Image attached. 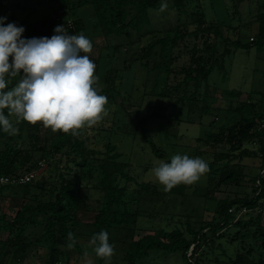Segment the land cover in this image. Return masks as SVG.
Returning <instances> with one entry per match:
<instances>
[{
	"label": "trees",
	"instance_id": "16d2710c",
	"mask_svg": "<svg viewBox=\"0 0 264 264\" xmlns=\"http://www.w3.org/2000/svg\"><path fill=\"white\" fill-rule=\"evenodd\" d=\"M50 1L54 3L55 12L63 9L65 15L73 19L77 35L83 34L92 42L93 33H99L107 40L111 36H130L132 30L140 32L143 25L151 20L149 11L159 8L163 0ZM188 1L169 0L179 18L175 26L142 32L139 38L126 44L120 41L108 44L105 49L99 48L96 58L90 57L102 83V87H95L99 89V94L108 98L105 105L107 115L96 125L84 127L73 136L59 131L53 133L40 122L35 125L25 121L17 123L16 117L12 116L10 119L19 129L18 133L9 135L0 129V177H15L36 171V175L26 183L0 185V196L9 197L16 206L12 217L6 212L0 213V264H23L29 257L37 256L41 248L45 249V264L68 262L73 249L78 251L79 261L83 253L79 249L80 242L91 240L101 230L108 232L110 244L121 242L125 245L122 262L115 264H142V258L150 251L165 254L180 252L186 264H264V205L259 203L264 188L261 172L264 168V90H254L248 98L236 103L231 100L225 108L213 107L209 101L210 95L213 96L209 86L210 76L218 70L225 78L227 60L235 50L255 47L260 57L264 58V0H257V30L252 39L248 37L247 40L242 38L241 24L233 26L229 23L234 16L227 18L226 15L224 19L208 21L200 8L188 12ZM244 1L231 0L234 14H239L238 6ZM8 3V0H0V17L7 18L4 26L9 23L22 26L25 29L22 38H50L54 35L57 22L51 14L34 21L28 18L18 20L14 10L20 4L14 0ZM88 5L94 12L92 23L85 20L83 15L87 13L77 14L80 8ZM183 15L187 16V22H182ZM97 29L99 32H95ZM148 33V41L139 50H132L134 44L144 40L142 37ZM188 39L194 41L187 49L189 62L174 70L171 67L174 52ZM122 49L125 53L122 67L102 64L107 51H113L115 55ZM137 62L146 70L148 78L153 77L154 80L153 83L150 79L144 82L146 86L142 99L134 104L129 91L126 90V96L122 92L119 77L124 84L121 69L130 70ZM161 73L166 79L171 73L182 79L175 85L156 91L155 84L160 80ZM20 75L23 76L22 71ZM19 79V76L13 78L6 91ZM149 82L151 86H148ZM254 94H259V97H254ZM224 95L239 99L242 91L227 89ZM165 97H170L172 104L160 101ZM146 102H149L148 110L141 115L139 108L142 110ZM171 106H181V112L184 108L197 112L198 123L202 126L206 125L204 118L213 115L207 126L215 127V131L204 130L205 137L195 138L198 143L214 148L213 160L208 163L207 185L199 194L201 197L213 199L214 192L221 186L242 185L247 177L245 164L242 163L246 157L259 158L260 171L249 179L252 181L249 192L216 200L217 210L212 218L192 222L190 215L186 214L184 227L181 223L170 229H144L139 225L141 217L153 215L146 212L147 204L162 197L158 185L151 181L139 182L132 173L130 163L109 137L106 136L107 140L97 145L98 142L89 140L86 131L90 128L136 133L151 118L166 117L165 108ZM253 143L258 146L256 150L246 146ZM150 149L158 157L164 155L154 142H151ZM145 168L149 169V164ZM44 170L45 176L39 177ZM214 175L216 180L212 179ZM258 179L261 180L259 185ZM83 189L97 193L95 206L86 203L85 200L92 197H82ZM187 189L188 184L182 183L168 192L185 196ZM129 191L131 196L128 199ZM257 205L260 212L255 213ZM243 207L249 211L236 219L237 212ZM230 208L234 210L230 212ZM86 210L93 211L91 219L82 218ZM173 217V214L166 216L165 220ZM69 232L76 240L72 249L67 247Z\"/></svg>",
	"mask_w": 264,
	"mask_h": 264
},
{
	"label": "rangeland",
	"instance_id": "374dc122",
	"mask_svg": "<svg viewBox=\"0 0 264 264\" xmlns=\"http://www.w3.org/2000/svg\"><path fill=\"white\" fill-rule=\"evenodd\" d=\"M13 0H8L10 4ZM14 2L19 3L20 6L17 7L14 11L17 16V19L28 18L31 21L39 19L41 16L46 14L54 13V3L50 0H14ZM171 2V1H170ZM169 0H163L162 3L168 5L167 9L161 12L159 8L151 9L149 11L150 22L143 25L142 30L138 32L137 30H132L130 36L122 35V37L116 38V36H111L105 40V37L99 33H93L92 43L94 48L92 52L89 53V57H97L99 48H107L108 44H114L117 41H120L123 44L128 43L131 39L139 38L140 34L145 31H150L152 29H168L171 26H175L178 21V15L176 10L171 7ZM161 3V4H162ZM161 6V5H160ZM196 8L202 9L207 17L208 21H218L224 19L225 16H234V19H229V23L233 26H239L242 38L244 40L252 39L257 30V22L255 21V14L257 12V0H245L238 6L239 14L233 13V6L231 0H220L215 2H210L209 0H189L187 4L188 12L195 10ZM226 11V13H225ZM87 13V15H83ZM92 6H84L77 11L78 15L85 16V20L88 23H92L95 20L93 14ZM224 17V18H223ZM183 21H188L187 16L183 15ZM84 22V20H83ZM92 32V31H91ZM95 32H99L97 29ZM150 34L142 37L139 43H135L132 50H139L140 46L143 43H146ZM144 41V42H143ZM194 41L188 39L186 42H183L179 47L176 48L174 52V60L171 63V67L174 70H179L183 65L187 64L189 61V55L187 49H190ZM107 50V49H106ZM177 56V57H176ZM125 59V53L122 50L113 54V51H107L103 55L102 64L113 65V66H123ZM112 61V64L111 62ZM152 65V62L150 63ZM227 74L225 78L218 70H215L209 79V86L211 89L209 101L213 107L225 108L228 106V103L232 100L234 103L240 100L248 98L254 90L261 91L264 90V58L260 57V54L257 53V49L252 47L249 50L246 49H237L233 52L231 57L227 60L226 63ZM120 74L123 77L124 84H122V78L120 87L124 95L126 96L127 92L131 94V101L136 104L139 103L142 99V93L144 92L145 81L150 79V82L153 80V77L148 78V73L146 70H143L139 62L132 65L130 70L121 69ZM99 78V75L95 73ZM160 80L155 84V90L161 91L167 85H175V83L182 79L181 76L174 77V73H171L170 76L166 79L165 74L161 73L159 75ZM148 83V86H151L152 83ZM125 85V88L123 87ZM98 87H102L100 79L98 80ZM123 87V89H122ZM150 89V87H148ZM227 89H239L242 91V95L239 99L233 97H228L224 95V92ZM204 92V88L201 90ZM174 95V94H173ZM254 97H259V94H254ZM170 97H165L160 99L164 103L172 104V100L169 101ZM157 100L156 98L154 99ZM174 100V99H173ZM120 101V99H119ZM143 105V108H139L141 115H144L148 110L147 104ZM164 105V104H163ZM156 106H153L155 108ZM166 117L163 119H158L156 117L151 118L143 127L138 128L136 133L132 134H123L121 132H105L97 131L88 128L86 131V136L89 137L90 141L98 142L97 145H101L105 142L106 136L118 146V150L123 153L124 159L130 163L132 173L135 175L139 182L141 181H151L158 185V188L162 192V197L159 200H155L151 203H148L146 206V212L153 214L151 216H143L140 219L139 225L144 229H160V228H173L175 225H181L184 227L183 223L186 220V214L190 215L192 222H199L201 220H208L216 213L217 206L216 200L223 199L226 197L234 198L236 195H243L244 192H249L252 188V181L249 180L260 170V159L255 157H246L243 159L242 163L245 164L244 172L247 173V177L244 183L240 186L230 185V186H221L219 189H216L214 192L213 199L201 197L199 194L204 191L205 186L207 185V172L204 173L201 178L188 185L185 196H175L168 191H164V186L161 185L152 173V169L158 166L161 162L170 163L171 158L174 155H188L190 158H202L207 164L213 160V151L214 148L204 144L198 143L195 138L198 136L204 135V130H213L215 127L207 126L208 122L213 115H208L204 118V123L206 125H201L198 123V114L197 112H191L187 108L181 112V106H171L165 108ZM171 113V115H170ZM122 115V114H121ZM124 116V115H122ZM171 116V117H170ZM178 116H180L178 118ZM193 120V122H191ZM217 122H220V119H217ZM151 142H154L158 147L163 150L164 155L161 157L156 156L150 149ZM251 150H256L258 148L257 144H247ZM100 147V146H99ZM149 164L150 168L146 169L145 165ZM45 176V170L40 172L39 177ZM213 180H216L215 175L212 177ZM123 184V183H122ZM131 190V189H130ZM130 192V191H129ZM82 197L86 195L91 198L90 200H85L91 206L96 205L97 193L87 191L86 189L82 190ZM131 196V192L128 196V199ZM16 206L9 197L0 196V213L6 212L9 217L14 215ZM93 211L86 210L82 215L83 219H91L93 216ZM174 215L173 219L166 221V216ZM263 223H264V213H263ZM170 222V225L167 223ZM79 249L83 252L81 253V259L79 261V253L77 250L73 249L70 251L68 262L62 264H115L122 262L123 258V247L125 246L121 242H116L114 244V255L111 257L110 261L105 259H100L97 257L93 251L94 246L90 245V240L85 239L84 242H80ZM150 251L149 255L142 258V264H186L182 259L180 252L173 254H165ZM29 264H45V249L41 248L38 251L37 256H31Z\"/></svg>",
	"mask_w": 264,
	"mask_h": 264
},
{
	"label": "clouds",
	"instance_id": "9594fccd",
	"mask_svg": "<svg viewBox=\"0 0 264 264\" xmlns=\"http://www.w3.org/2000/svg\"><path fill=\"white\" fill-rule=\"evenodd\" d=\"M167 7L162 3L159 10L163 12ZM6 19L0 17V129L17 134L19 129L10 119L15 116L17 123L40 122L53 133L76 136L80 129L100 122L107 115L108 98L95 87L99 78L88 55L93 49L91 40L83 34L68 35L63 25L56 26L50 38H22L25 29L14 23L4 26ZM17 76L18 82L6 91ZM208 170L202 158L177 154L170 163L154 167L152 173L164 191H170L178 184L197 182ZM67 239V247L72 249L74 234L69 232ZM90 245L96 256L106 261L114 255V245L109 243L105 230L93 235Z\"/></svg>",
	"mask_w": 264,
	"mask_h": 264
},
{
	"label": "built area",
	"instance_id": "2783aa9c",
	"mask_svg": "<svg viewBox=\"0 0 264 264\" xmlns=\"http://www.w3.org/2000/svg\"><path fill=\"white\" fill-rule=\"evenodd\" d=\"M52 17L54 18V20L57 22V26L58 25H63L65 27L68 28V34L70 33L71 35L73 34H77L75 31V25L73 22V19L69 16H66L64 13L63 9H59L58 11L54 12L51 14ZM262 175L264 177V168L261 170ZM36 175V171H31L28 172L26 174L20 175V176H6L3 175L0 177V185L2 184H22V183H26L28 181H30L34 176ZM261 183V180H257V184L259 185ZM261 191V189L259 190V192ZM259 203L264 205V188H263V196L261 198V200L259 201ZM260 205V204H259ZM259 205H257L254 209L255 213L260 212V207ZM234 208H230L229 211H233ZM249 209L243 207L239 210V212H237L236 215V219L239 218L240 216H242L243 214H245L246 212H248ZM264 213V211H263Z\"/></svg>",
	"mask_w": 264,
	"mask_h": 264
},
{
	"label": "crops",
	"instance_id": "0c3cea01",
	"mask_svg": "<svg viewBox=\"0 0 264 264\" xmlns=\"http://www.w3.org/2000/svg\"><path fill=\"white\" fill-rule=\"evenodd\" d=\"M33 257V256H32ZM30 263V258L26 259L23 264H29Z\"/></svg>",
	"mask_w": 264,
	"mask_h": 264
}]
</instances>
